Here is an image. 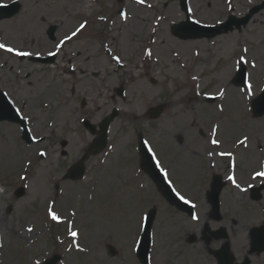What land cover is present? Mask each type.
<instances>
[{
	"label": "rangeland",
	"instance_id": "obj_1",
	"mask_svg": "<svg viewBox=\"0 0 264 264\" xmlns=\"http://www.w3.org/2000/svg\"><path fill=\"white\" fill-rule=\"evenodd\" d=\"M13 1L0 0V4ZM18 1L23 7L20 14L0 21V44L5 46L0 48V88L14 103L27 101V110L35 113L30 122L35 142L26 144L19 136L18 125L0 124V264H42L55 254L63 257L60 264H139L133 248L137 244L136 235L141 232V214L150 208H157L150 264H216L210 252L220 248L222 242L202 241L207 222L212 230L227 227L238 262L249 257L252 264H264V253H249L250 230L264 222V193L261 201L253 202L249 194L239 196L228 181L222 195L226 202L224 219L221 223L212 222L207 218L210 208L203 195L204 190H210L200 173L201 162H206L203 157L188 152L183 167L172 172L184 194L197 201L198 216L192 220L172 215L173 210L164 200L155 196L148 200L144 192L139 194L138 181L130 178L134 177V168L127 169L119 163V155L108 159L106 164L104 157L94 158L80 182L63 179L91 142L92 137L81 130L85 113L98 112L92 121H99L103 105L108 110L112 106L109 98L112 90L122 86L127 89L128 101L117 99L120 107H131L145 115L149 109L160 107L161 114L154 122L126 124L124 135L119 124H114L113 153L126 150L139 130L146 131L144 135L152 138L165 159L166 151L183 152L185 147L202 151L204 139L200 132L206 134L215 128L219 140H232V144L243 136L249 137L250 151L243 153L239 149L237 153L240 154L237 162L242 167L238 169L239 181L244 188L264 183L253 174L264 162V116L253 118L252 101L245 98H256L264 86V10L254 15L240 32L183 41L172 34V26L186 19L178 1L149 0L146 6L137 4L138 0L122 4L117 0ZM87 1L91 2L88 9L84 7ZM189 1L191 18L202 25H218L230 15L243 16L261 2ZM51 25L58 27L55 42L47 36ZM7 48L13 51H6ZM16 52L30 55L21 59ZM149 52L152 61L147 59ZM54 53L58 59L53 65L29 60ZM182 54L186 55L184 63ZM241 61L248 68L246 89L232 83ZM73 67L89 73L84 84L81 83L84 77L70 73ZM171 68L176 72L172 73ZM229 68L231 72L225 74ZM97 72L99 77L94 78ZM193 77L199 80L198 93L206 98L200 104L196 103L200 98L191 94L188 84ZM182 83L185 89L180 87ZM73 85L78 88V101L86 91L93 97L87 100V108L81 113L68 97ZM141 85L145 94L138 92ZM99 93L105 94L103 99ZM171 97L179 101L175 109L189 113L188 119L167 116L171 109L162 105ZM208 97L216 100L209 102ZM236 103L243 108L238 116L232 113V104ZM75 108L76 116H72ZM97 108L101 111L94 110ZM49 121H53L50 128ZM159 128L164 132L158 134ZM176 134L183 143H177L180 138L174 141ZM83 136L87 138L82 139ZM63 140L68 141L65 149L61 145ZM121 143L122 146L127 143L123 150L117 146ZM221 150L226 152L231 146ZM215 172L226 175L224 162L218 160ZM144 181L143 177L140 182ZM22 186H26L27 193L17 199L15 191ZM51 214L58 219L53 220ZM192 235L197 240L189 244ZM109 245L117 249L116 254L109 251Z\"/></svg>",
	"mask_w": 264,
	"mask_h": 264
},
{
	"label": "flooded vegetation",
	"instance_id": "obj_2",
	"mask_svg": "<svg viewBox=\"0 0 264 264\" xmlns=\"http://www.w3.org/2000/svg\"><path fill=\"white\" fill-rule=\"evenodd\" d=\"M72 74H75V72H73ZM94 76H95V78L99 77L98 74H95ZM86 81H87V79H83L81 81V83L84 84ZM76 89H78V88L75 85L71 86V89L69 90V96L68 97L70 98V101L74 100L75 105L78 106L79 112L81 113V112L86 110L87 105H88V101L87 100L89 98H91L92 95H89V92L86 91V92H84V97L80 101H78L77 100V90ZM116 89L117 88H114L112 90L113 93H112V97H111V101L113 103L115 102V106L118 105L117 99L119 97V94H117L116 91H115ZM101 91H103V90L101 89ZM54 95L57 97L56 94H54ZM99 95H100V97H102V99L105 96L104 93L103 94L99 93ZM60 96H61V93L58 94V99L60 98ZM115 109L116 108H114V107L112 109H110V107H109V110H108V108L103 105V107L101 108V110L103 111V114H102V116L100 118V121L104 120L106 117L110 116ZM94 110H97L99 112L101 111L98 108L94 109ZM25 111L30 112V115H31L32 118L35 116V114L33 112H31L30 110H27V103H24L23 112H25ZM58 111H60V108L58 109ZM73 111L74 112L71 113L72 116H76V108L73 109ZM61 114H62V112L60 111V115ZM85 114H87L86 116H88V117H90L92 119V116L93 117H98L99 113L98 112L92 113V112L88 111ZM53 115H54V113H53ZM125 118L128 119L129 121L126 120ZM116 119L118 120L117 124H119L122 134H124V132L127 131L126 124L136 125V124H142L145 121H147L149 123L156 121V120L152 119L151 117L147 118L146 116L142 120L134 119L132 117L127 118V117L123 116V113H121V111H118V115H117ZM53 120H54V118H53ZM124 120H126V121H124ZM114 122L112 123V125L114 124ZM112 129L114 130V127H112ZM145 132L146 131H143V130L140 131L139 130L138 133L136 134V136L133 138V141H132L131 145L126 150H123V149L125 147H127V143H124L123 146H122V143H123V140H122V143L120 145H118V147L122 146L121 150H123V151H121L119 153L120 163H122V165H124V166H127V169L130 167V169L134 168L135 171H137V170L140 171L139 176H137L135 178V180L138 181L139 184L141 183L140 180L143 177L146 179V181H144L142 183L143 185H145V188L144 189H141V188L139 189V193L140 194L144 192L143 195H146L148 200H151L154 196L161 200V199H163L162 195L158 192V189L156 188L154 182L152 181V179L148 175V172H146V170H144L142 168V166H141V155H140V150H139L140 141L143 140L144 142L149 143L150 140L152 139L148 135H143V134H146ZM162 132H164V129L163 128H159L158 129V134H160ZM133 133L135 134V131H133ZM141 134H142V136H139ZM199 135H200V137L202 139H204L203 145L201 146L202 151L199 150V149H197V151H191L189 148H186V147L184 148L183 152H181V151H166L167 154H168V157H167V159H165L163 157V155L160 153V151L157 150V151H154L155 158H156L155 161H156L157 165L162 167V170L166 173V175H167L166 178H167L168 182L171 184V186L174 188L176 193H178L182 197L184 196V197L188 198L195 205V204H197V201L193 200V198L188 197V196H186L184 194V192L181 190V188L178 187L179 185L177 184L176 180L172 176V172L175 170L176 167L177 168L178 167H181V168L183 167L184 161H186V159H188V155H187L188 152L193 154L195 157H198V158H199V156L201 158L203 157L204 160L207 163L206 162H201V166L203 167V170L200 172L201 173V177H202V182H206L207 181L209 183V185H210V190L209 191H208V189L203 191V195H206V200H207L206 202L208 203L209 208H210V211L207 214V218L210 220V217H211L212 212H213L212 211V207L210 205V202L208 201V196L210 195V191L212 189V186L217 183V180H218L217 178H221L222 179L221 183L224 185L223 190L220 193V197H219L220 211H221V214H222L221 222H222L223 219H224L223 211L225 212V208H226V206H224V203L226 204V202L222 200V195H223V192H224V190H225V188L227 187V184H228V182H227L228 176L231 174V164L232 163L230 164L231 159H230V155L228 153H230L232 155V140L223 141L222 142V146L219 147L218 143H217L218 136H214L212 130L208 131L206 134L201 131ZM173 137H174V141L176 139L180 138V136L178 134L174 135ZM166 138H168L169 141H171V143L174 142L169 136H167ZM213 141H216V143L213 144ZM183 142H184V140L181 137L177 143L179 144V143H183ZM178 144H176V145H178ZM186 146H188V145L186 144ZM230 146H231V150L226 151L228 153L220 151V149L229 148ZM117 152H118V149H117ZM234 154L236 155L237 158L240 155V154H237V153H234ZM109 155L110 154L107 153V159L109 158ZM218 160H220L221 162H224V165L226 166V170H227L226 175H224L222 173H216L215 172V170L217 169V166H218ZM168 205L174 212V214H172V215L177 214L179 216L180 215L183 216L185 219L189 218L187 213H186V211H185V209H184V207H183V210H178V208L176 206H173V205H171L169 203H168ZM197 206H198V204H197ZM195 213L196 214L198 213V208L196 210V207H195ZM216 223H218V222H216ZM207 224H208V222L206 223L205 227L207 226ZM221 228H226L227 231L224 230V234L226 236H228V239H229L230 236H229V232H228V229H227L226 226H220V227L214 229L213 231H218Z\"/></svg>",
	"mask_w": 264,
	"mask_h": 264
},
{
	"label": "water",
	"instance_id": "obj_3",
	"mask_svg": "<svg viewBox=\"0 0 264 264\" xmlns=\"http://www.w3.org/2000/svg\"><path fill=\"white\" fill-rule=\"evenodd\" d=\"M119 1L123 2L124 0H119ZM180 1H181L182 8L185 11H187V0H180ZM260 8L255 9V11H253L252 14L260 10ZM19 9H20V5L17 3H14L9 7L0 8V19L13 17L19 12ZM247 20L248 19L242 20L241 22L236 23L237 28L240 29L242 25H246ZM232 24L233 22L231 19V21L228 24L223 25L221 28H217V29L205 28V27H200V26H197L196 24H193L190 18L188 17V22L181 23L180 25L175 26L173 28V33L181 39H196V38H200L203 36L211 38L218 34H221L223 30L225 33L232 30L233 29ZM55 31H56L55 27H52L49 30V36L51 39H54ZM245 78H246V70L245 68H242L239 71L237 78L235 79L234 82L235 84H238V85H244ZM254 110L257 116L264 115V93L259 97V99H257L254 102ZM155 116L156 117L158 116V112L155 114ZM4 120H8L14 123H21L23 127L24 140H26L27 142H31L27 124L25 122H22L21 119L17 117L15 110L10 106L7 100L3 98V96L0 95V121H4ZM103 135L104 134L100 135L99 150L106 144V134L104 136ZM94 150H92L91 152H94ZM84 170H85V164L84 163L79 164L74 168V170H72L69 173L68 176H71L69 178L80 179L84 173ZM157 183L160 187V190H162V192L164 193L165 192L164 184L161 182V180L160 181L158 180ZM24 194H25L24 190L20 189L17 193V196L22 197L24 196ZM172 202L175 204H178L174 200H172ZM154 218H155V212H152L150 216L149 225H148V228H147L144 240H143L144 242L142 243L140 250H139V257L142 260L143 264H147V258H148V254L150 251V241H151L149 233H150L151 225H152ZM252 250L253 252H260V253L264 252V227L260 231H257V230L253 231ZM216 256L218 258L219 264H235L236 258L234 257L233 254H231L229 245H226L224 248H222L217 253ZM59 260H60V257L56 256L54 257V259H52L49 262H46L45 264H57ZM243 264H251V262L247 258Z\"/></svg>",
	"mask_w": 264,
	"mask_h": 264
},
{
	"label": "bare ground",
	"instance_id": "obj_4",
	"mask_svg": "<svg viewBox=\"0 0 264 264\" xmlns=\"http://www.w3.org/2000/svg\"><path fill=\"white\" fill-rule=\"evenodd\" d=\"M148 2H149V0L136 1V3L139 4V5H141V6H146L148 4ZM90 3H91L90 1H87L84 4V7L86 9H88L90 7ZM172 9H174V8H172ZM29 24H30V22H29ZM76 38H78V37H76ZM154 40H157V35L156 34L154 35ZM154 40H153V42H154ZM151 44H152V42H151ZM198 45H202V43H198ZM184 57L186 59V55L184 56V54H182L181 55V62L182 63H184V61H185L184 60ZM147 59H149V60L151 59V61H152L150 52L147 55ZM226 70L227 71H225V74L229 70H231V69L229 68V69H226ZM171 71H172V73H175L176 72L173 68H171ZM229 72H231V71H229ZM221 78L223 79L224 77H221ZM188 84L191 86V91H192L191 94L198 95V90H199V86H200L199 80L197 78L193 77L191 83H188ZM180 87L182 89H185L186 88L183 83L180 85ZM141 88H143L142 85L140 86V90L138 91L139 94H145L146 92H142V89ZM199 98H200L199 100L198 99L196 100V103L197 104H200L202 101H205V98L200 97V96H199ZM149 104H151V103H149ZM244 104L246 105V101H244ZM133 105L134 104H132L131 106H133ZM163 106H165L166 108L169 107L171 109V111H169V113L167 114V116L170 117V118H172V119L173 118H176V119L186 120V119L189 118V113L188 112H180L177 109H175V107L179 106V101L178 100H175L174 98H171L167 102H164ZM135 108L138 109V106H135ZM134 111H135L134 108L128 107L127 109H124L123 110V114H125V116H127V118L132 117L134 119H139V120H142V119L145 118V115L144 114L140 113L137 110H136V112H134ZM242 111H243V108H242V106L239 103H236L235 105L232 104V113H233V115L238 116V115L242 114L241 113ZM238 192H239V194H238L239 196L244 197V194H242L239 190H238Z\"/></svg>",
	"mask_w": 264,
	"mask_h": 264
},
{
	"label": "snow or ice",
	"instance_id": "obj_5",
	"mask_svg": "<svg viewBox=\"0 0 264 264\" xmlns=\"http://www.w3.org/2000/svg\"><path fill=\"white\" fill-rule=\"evenodd\" d=\"M5 46L3 45V44H0V48H4ZM6 51H9V52H12L13 51V49H11V48H7V49H5ZM16 55H18V56H28V55H30V53H27V52H16L15 53ZM250 87V86H249ZM213 143H216V141H213ZM257 175H260V176H264V173H257ZM231 179V178H230ZM181 199H183V197H181ZM185 203H187V201H185ZM52 215V219L53 220H56V219H58L57 217H56V215L55 214H51ZM193 219H195V217H193ZM73 236H76V233L75 232H73V233H71Z\"/></svg>",
	"mask_w": 264,
	"mask_h": 264
}]
</instances>
